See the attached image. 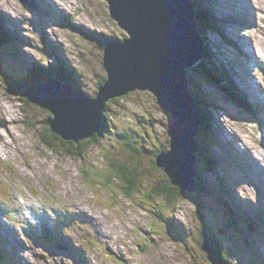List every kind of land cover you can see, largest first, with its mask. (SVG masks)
Listing matches in <instances>:
<instances>
[{
    "label": "rangeland",
    "instance_id": "rangeland-1",
    "mask_svg": "<svg viewBox=\"0 0 264 264\" xmlns=\"http://www.w3.org/2000/svg\"><path fill=\"white\" fill-rule=\"evenodd\" d=\"M40 1L47 4L46 0ZM219 1L223 7L219 6L213 13L215 17L220 15L222 19H224L223 14L226 13L224 7L228 2L243 6L240 0ZM252 1L259 9L264 8V0ZM54 3L60 8V14H62L63 6H67L70 12L78 10L79 16L74 21L75 25L81 23L83 27L85 26L84 28L91 30L92 38L86 39L78 34H70L62 28L58 29L57 25L50 21L52 12L56 13L53 7L43 15L27 8L17 0H0V17L6 28L16 36V47L23 54L21 56L20 52L15 53L13 54L15 59H10L4 52L1 56L6 66L0 64L2 68L9 69L11 74L19 76L22 72L21 67L24 70L30 61L40 65H42L41 62L50 65L51 62L56 63L58 59L63 61L62 58L65 57L71 66L82 71L80 76L83 83L80 77L76 79L77 83L82 84L87 92L94 94L99 81L107 74L102 67V53L97 39L101 40V35H109L113 31L120 39L125 37L128 40L129 35L110 17L105 0H89V3L85 0H54ZM246 11L249 15L247 23L231 22L236 24L227 25V20H220L218 26L223 31L221 36L212 33L208 27L203 33L204 36H201L208 41L205 46L207 48L208 45L212 46L215 54L219 49L224 56L228 55L232 59L235 49L228 45V39L232 34L242 40L251 36L263 37L264 29L260 26V13L247 9ZM246 24L250 26L245 28ZM201 28L199 27L198 32ZM234 29H238L241 34L232 32ZM262 43L264 44V41ZM261 44L259 49L263 54L264 45L261 47ZM49 54L51 58H48ZM239 68L247 72L250 79H254L256 74L255 77L259 83L263 80L264 88L263 72L260 70L256 73L249 72L243 65ZM192 69L188 70L189 76L195 79L202 89L207 90L208 93L211 92L210 94L218 103L223 105L220 101L222 98H218L216 90L208 83L211 77L208 74L203 75L207 82L200 78L199 73L194 70L192 72ZM2 86L0 84V205H11L13 200L12 206H5L6 212L12 220L19 218L23 225L1 220L0 231L7 229L4 236L2 233L1 235L8 246L6 250L8 253L12 251L17 264H64L65 262L77 264L73 252L81 249L84 251V258L88 264H120L108 258L101 251L102 246L124 259L126 264H209L198 247L200 226L203 225L201 222L204 219L198 215L195 203L188 197H183L171 208L159 198L156 199L157 194L153 192L159 184H162V176L159 169L152 167V161L157 148L169 149L167 138L172 123L170 115L159 107L152 94L147 91L135 92L131 96L114 101L117 105H112L113 112H110L112 116L110 123L114 130L119 132L122 129L127 135L125 139L134 141V146L141 150L138 155L140 159L137 157L138 159H133L132 162L137 174H140L139 180L144 177L145 185L148 186V188L147 186L142 188V191L149 194L145 197V193L140 190L138 193L126 195L116 182L112 183L110 178L108 181L102 179L103 174H109L107 163L108 159L110 160L109 155L121 158L120 160L127 158L125 152L127 149L123 141L125 139L117 141L114 134L106 136L98 144L89 147L81 157L63 155L61 149L59 154V149L54 151L43 144L39 125L30 128L32 123L30 119L23 116L21 110L24 105L13 95L5 93ZM234 86L236 89L235 81ZM29 108L36 115L35 120L39 123L48 118V114L37 106L30 104ZM222 114L221 111L217 113L219 122L224 127L222 139L241 150V154L237 151L239 159L236 164H231L228 158H224L225 170L228 169L226 174H233L232 182L235 184L236 181L239 189V191L233 190L234 199L237 204L241 203L249 206L252 211H258L253 215L259 217L260 212H264V175L260 173L263 178L260 185H257L255 179L252 182L245 176L243 171L246 169L245 164L249 162L247 158L250 159L253 155L244 152L243 149L246 146L253 151L251 147H254L255 151H260V153L257 151L256 157L264 161V138L259 130L263 121L261 114L257 113V121L241 118L236 108H230L228 115L221 116ZM151 131L156 134V137H153L152 133L148 134ZM253 163L264 170L261 164L256 161ZM219 166L222 165L219 164ZM249 168L257 172L252 164ZM19 175L22 177L21 180L18 178ZM203 176V186H206L208 194L214 197V205L219 206L220 202L216 198L217 189L223 187L227 190V186L231 185L229 178H215L207 174V170L203 171ZM26 179L32 187L26 186ZM48 183L56 185L55 191L60 200H74L76 209L86 210L89 213L87 208L91 209L90 215L94 221L101 223L100 228L108 233V236L99 234L96 228L95 246L74 242L71 251L58 247L52 250L53 255L46 253L38 242L29 238L27 231L35 230L36 223L40 224L41 220L47 218L45 225L49 227L55 220L54 207H41L37 199L42 198L46 204L45 194L51 193ZM8 186L14 194L12 200ZM35 188L41 192L38 196L33 194ZM18 190L21 192H16ZM66 210L72 212V210ZM157 211H161V217L166 222L157 219L159 216ZM205 218L206 224L209 222L210 231L229 258V264H264V259L252 250L249 242L248 244L245 242L246 238L260 244L251 243L255 251L259 246L264 255V231L260 230L258 235L249 233L235 222H231L235 223V226L223 228L225 217L218 207H213L210 215ZM168 222L171 224L170 227ZM260 224L263 223H259V227ZM71 235L76 241L78 240L75 231H71Z\"/></svg>",
    "mask_w": 264,
    "mask_h": 264
},
{
    "label": "water",
    "instance_id": "water-1",
    "mask_svg": "<svg viewBox=\"0 0 264 264\" xmlns=\"http://www.w3.org/2000/svg\"><path fill=\"white\" fill-rule=\"evenodd\" d=\"M25 1V0H23ZM110 17L129 35L104 49L107 81L96 99L53 80L29 87L28 102L54 117L49 126L64 140L79 142L100 127L104 104L130 92L147 91L166 111L172 126L169 151L157 157L172 186L194 191V167L200 127L199 110L187 88L188 70L202 58L194 13L186 0H105ZM200 248L210 264H224L220 245L210 233L201 236Z\"/></svg>",
    "mask_w": 264,
    "mask_h": 264
},
{
    "label": "trees",
    "instance_id": "trees-1",
    "mask_svg": "<svg viewBox=\"0 0 264 264\" xmlns=\"http://www.w3.org/2000/svg\"><path fill=\"white\" fill-rule=\"evenodd\" d=\"M189 1L191 3L190 5L191 10L194 12V21L195 23L198 24V29L199 27L201 28V25H203V27L198 32L201 38V36L202 37L204 36L203 33L207 29V14L205 10L201 9L202 8L201 4L197 3L195 0H189ZM122 35L124 34L122 33ZM0 36L4 39V41L7 40L5 41V43H8L9 45L11 44V41L8 37L7 32L1 31V28H0ZM12 39L14 38L12 37ZM201 42H202V59L200 63L197 64V66L192 69V72L195 71L196 73H199V75H201L200 78H203L204 80H206L205 79L206 77L203 75L208 74L213 80L221 82L220 81V79H222L221 75L219 74L217 69L212 68L213 63L211 61V57L209 53L210 51L205 45L203 46V43L204 42L208 43V41L207 40L204 41V38H203L201 39ZM101 47L102 48L104 47V41L101 43ZM207 62L209 63V65ZM56 67L57 66H54V68H48L47 72L44 71L45 77L40 78L38 77L39 73L32 70V68H30V65H29V68L26 72L27 75L26 74L22 75L20 79H17L15 76H11L6 70L2 68V70L0 71V84L3 85L2 87L5 93L13 95L15 99L20 100L21 103L24 105V107L21 108V110H22L23 116L26 119H30V122L32 123V125H30V128H34L39 125L40 136L42 138L43 144L47 145L54 151L59 149V154H60V149H61V152L63 153V155L68 154V155H74V156L81 157L83 154L86 153L89 147L96 145L99 142L100 138L105 135V133L110 132V122L111 121L109 120L110 119L109 110L111 109L112 105H116L114 101H117V100L119 101L126 96H131V94L135 92L127 93L124 96H119L117 100L109 101L106 104L105 107L108 109V111L103 112V116H102L101 123H100V128L90 138H86V140H80L79 142H75L72 140H64L58 134H56L55 132L51 130L49 124L54 119V117L50 115L48 112H45L46 114H48L47 115L48 118L45 121H41L39 123L37 120H35L37 119V117L36 115L32 113V110L29 108L30 103L28 102V98L25 96L23 88H21L23 87V85H26V84L42 85V83L47 78L51 77V78L56 79L57 81H60V83L65 84L66 86H70L72 89L83 93L86 96L88 95L86 91L79 88L78 86L79 82L77 83L76 79L78 78L76 76H73L70 72L66 71L67 69L65 68H60L59 70L58 67L57 68ZM77 75H79V72L77 73ZM107 79L108 77L102 80L105 83ZM189 81L191 85V86L189 85V93L191 94V96L193 97L195 101V105L199 110V116L201 120L198 134L196 136L198 152L196 154V163L194 167V171H196V177L193 179L194 180V191L192 194H187L186 192L181 191L177 187L172 186V184L170 183V180L168 179V176L164 174L163 169L160 167L158 168L156 164L157 159L155 156L157 154L160 155V152L166 150L160 147L159 149L158 148L156 149V153L152 161V167L157 168L156 170L159 169L161 176H162V179H161L162 184H159L157 186L158 188L157 189L155 188L153 192L157 194L155 195L156 199L159 198L160 200L165 202V204L168 207H171V208L174 207L177 204V202L181 200L183 197H188L191 201L195 203V206L197 208V213L200 216V218L203 219L202 204L205 199V188L203 187L204 176L202 172L199 171V168H203V167L204 168L208 167V169H212V167L216 168L210 163L213 160L209 158V156L212 155L211 150L213 149V146L217 144L216 134L214 131V127L212 125L214 118L212 117V114L209 111L210 105L207 103L208 98L212 100V102L215 104V107L217 109L218 107H221V106L213 96H210V94L206 92V90L204 92L207 96L204 95L202 93L203 89L201 88L200 85H197V83L195 84L196 82L195 80H194L195 82L192 80H189ZM224 87L230 91L233 98L239 104L243 105L242 99L240 98V96H238L234 92L231 83L225 85ZM113 134H114V137L118 139L116 134L113 131H111L110 136H113ZM130 143L126 145L129 151L126 154L127 158L125 160H120L121 158L115 157L113 155H109L110 160L108 159L107 163H108L110 175L103 174L102 176V179H105L106 181L111 179L112 183L116 182L119 185L120 190L123 191L126 195L138 193L142 191L143 187L147 186L145 185L144 177L142 178V180H139L140 174H137L135 165L132 162L133 159L139 158L138 155L141 153V150L139 148H136L134 145L131 146ZM167 144H170V138H167ZM142 193H145V197L149 196V194L146 191H142ZM209 210L212 211L211 208H209ZM159 213L161 216L160 211ZM160 216H157V217L161 218ZM162 221L166 222L165 220H162ZM168 223L170 227L171 224L170 222ZM206 228L207 227L205 223H203V225L200 226V234H202V232L205 231ZM199 246H200V240L198 242V247ZM220 249H221V255H222L223 262L225 264H229V258L227 257L226 253L223 251V247L221 244H220ZM120 264H126V262H121Z\"/></svg>",
    "mask_w": 264,
    "mask_h": 264
},
{
    "label": "bare ground",
    "instance_id": "bare-ground-1",
    "mask_svg": "<svg viewBox=\"0 0 264 264\" xmlns=\"http://www.w3.org/2000/svg\"><path fill=\"white\" fill-rule=\"evenodd\" d=\"M189 4H191L190 3V1L188 2ZM13 11V10H12ZM207 11V10H206ZM5 19H6V17H5ZM7 20V19H6ZM262 20V19H261ZM263 21V20H262ZM4 31H6V30H4ZM262 45H264V44H262ZM250 45L248 44V47H249ZM259 50V57L260 56H264V53L262 54V52L260 53V49H258ZM246 53L247 54H249V53H251L255 58H257L256 57V55H255V53H254V48H252V50H247L246 51ZM258 59V58H257ZM27 70H28V67H26V68H24V72H27ZM231 74L232 75H234L235 76V70L234 69H232V72H231ZM51 79H54V78H51ZM54 80H56V79H54ZM57 81V80H56ZM250 89H251V87H250V84H249V82H247L246 83V85L242 88V92H241V94L242 95H249V96H251V93H249L250 92ZM259 89H260V91H262V89H261V87H259ZM263 93H260V94H262V96H264V91H262ZM84 96H86V95H84ZM101 119L102 118H100V121H101ZM171 126H172V124H171ZM170 126V127H171ZM236 135V137H238L237 136V134H235ZM235 137V138H236ZM237 139V138H236ZM237 140H239V141H241L242 142V140H240L239 138L237 139ZM252 148V147H251ZM244 150V152H247V153H249V154H252L253 155V157L252 158H250V160L253 162V161H256V163H259V164H261L263 167H264V161L263 160H260V159H258L257 157H255V155L252 153V151H251V149L250 148H247L246 146H245V148L243 149ZM244 154V153H243ZM258 169L257 170H259L258 172H257V174H260V173H263L264 172V170L261 168V167H257ZM250 171V170H249ZM248 173V172H247ZM259 245V244H258ZM256 253H258V256H260V257H262L263 259H264V255H262V250H260V248H259V246L257 247V250H256Z\"/></svg>",
    "mask_w": 264,
    "mask_h": 264
}]
</instances>
